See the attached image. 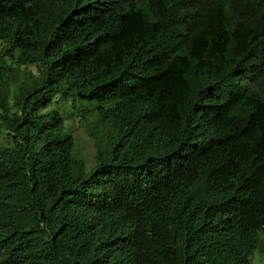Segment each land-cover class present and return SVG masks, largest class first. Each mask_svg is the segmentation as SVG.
Masks as SVG:
<instances>
[{"label": "trees", "instance_id": "trees-1", "mask_svg": "<svg viewBox=\"0 0 264 264\" xmlns=\"http://www.w3.org/2000/svg\"><path fill=\"white\" fill-rule=\"evenodd\" d=\"M0 128V264H253L264 0H0Z\"/></svg>", "mask_w": 264, "mask_h": 264}, {"label": "rangeland", "instance_id": "rangeland-1", "mask_svg": "<svg viewBox=\"0 0 264 264\" xmlns=\"http://www.w3.org/2000/svg\"><path fill=\"white\" fill-rule=\"evenodd\" d=\"M26 69L34 75L39 74V69L36 64L21 66L22 71ZM24 77L25 74L22 73L21 78ZM93 122V117H87L77 110L67 119V124L76 137L78 155L83 157L88 163L94 161L95 154L97 153L96 142L91 132L94 131L100 135L99 130L93 127ZM7 137L8 135L4 131V128H0V146L7 145L10 142V137ZM262 238H264V232ZM251 260L253 264H264V254L255 250L251 255Z\"/></svg>", "mask_w": 264, "mask_h": 264}]
</instances>
